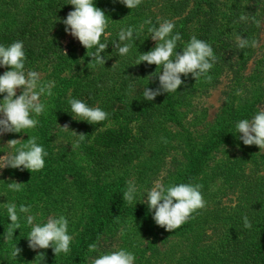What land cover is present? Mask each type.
Here are the masks:
<instances>
[{"label": "trees", "instance_id": "obj_1", "mask_svg": "<svg viewBox=\"0 0 264 264\" xmlns=\"http://www.w3.org/2000/svg\"><path fill=\"white\" fill-rule=\"evenodd\" d=\"M94 2L107 15L105 31L120 32L117 24L124 23L128 28L134 22V18L138 17L142 20L144 30L159 26L160 20L148 17L144 10L153 0H142L133 9L120 3V0ZM168 2L171 9L170 21L175 24L173 34L178 32L182 37L177 43L176 50L182 51L184 44L192 36H196L211 45L217 59L207 74L212 77L211 82L204 76L196 81L191 74L187 76L182 74L181 79L184 83L177 91L163 93L155 100L148 101L144 99L142 93L145 87L153 90L159 87L158 77L153 76L151 80L149 77L157 71V65H149L151 69L148 72V67L143 65L144 62L136 65L135 58L130 54L124 60L108 47L101 53L105 58V65L97 64L95 61L91 63L92 57H89L88 61L83 60L75 41L63 45L54 37V31L63 26V19L74 10V6L69 4L70 0H0V45L8 46L15 41H22L26 54V71H35L45 66L50 69L49 74H55L64 65L70 64L71 73L57 82L59 85L55 83L52 88V93L56 92L57 95L54 104L49 107L47 120L40 125V132L44 133L55 120L72 117L71 106L68 103L71 98L80 99L90 107H100L109 114L101 123L86 122L85 129L80 132L85 134L86 138L80 141L79 147L73 151L76 154L75 162L81 161L84 170H87L85 181L96 183L94 204L97 215L92 217L89 223L78 224L73 222V217L65 214L69 222L68 234H74L76 237L70 244V251L63 257L54 256L57 260L46 259L45 254L38 257L41 254L39 252L36 254L35 262L90 264L91 259L101 254L119 249L129 251L138 235L147 230V236L151 238H147L144 248L137 255L144 264H155L154 261L158 260V255L162 253L168 255L170 259L168 264H264V173H261L260 169L262 165L260 163L264 164V152H261L257 145H244L243 141L238 139L236 131L239 120L248 119L252 112L257 111V109L251 111L250 104L258 102L259 96L250 104L245 102L247 106L242 107L239 104L233 105L231 101L228 104L229 109L224 111L228 116L220 119L221 125L220 122H215L202 132L193 131L188 127L196 126L193 119L197 120L203 116L196 113V106L191 103L196 89L206 92L210 87L217 85L224 76H230L229 79L232 78L234 83H240L241 72L250 57L252 47L239 48L236 36L247 39L249 45L254 40V32L258 29L255 21L261 16L262 0ZM241 15L247 19L242 21ZM149 19L151 25L145 24ZM103 35L101 42L105 44L119 39V35H110L112 37L108 39ZM95 50L93 47L89 49V53ZM112 57L117 58L114 67L111 63ZM139 68L145 73L140 74ZM79 75L83 77L79 79ZM57 77L59 74L54 75L55 79ZM228 90V97H235L238 92L236 83ZM116 102L121 104L120 108L115 107ZM189 115L192 119L186 121ZM167 124L177 128L175 132L178 135V142L173 148H179L180 144L182 161L174 164L168 173L171 179L164 185L179 184L178 180L183 176L182 183L203 186L201 191L204 198L211 194L212 190L213 195L219 196L215 201L214 211L211 209V213L210 211L205 213L204 209L197 210L192 214L194 218H190L172 232L158 226L155 221L150 222L154 220V211H150L148 205L143 203L146 199L137 198L129 204L123 200L122 194L127 189V186L123 188V177L127 175L129 165L135 160H140L143 155V141L158 129H165L163 126ZM167 136L172 139V134L167 133ZM230 142L238 145L235 147L236 151H232L234 153L226 148ZM162 144L159 148L161 150L159 159L162 155L172 153L169 149L171 143ZM221 148H225L222 151L223 155L213 158L214 153H211ZM223 156L225 159H222ZM247 161L252 162L248 173L245 169ZM116 169H121L123 173L120 179L111 180V173ZM6 171L10 172L16 182L24 183L22 190L15 192L12 197V200H17L14 203L19 207L20 196L26 199L31 196L32 191L27 190L26 185L32 186L38 177L34 173L25 174L10 167H7ZM58 171L61 170L57 166L56 171L52 169L51 179L46 178L48 181H45L43 186L36 185L41 194L32 206L38 205V202V206L42 205L39 207V210H43L40 216L42 219L55 210L54 206L58 209L64 201L67 210H71L70 190L65 189L67 196L62 197L64 199L52 197L56 193L55 185L58 186L60 180L59 177L53 179ZM142 171L146 172L144 166ZM216 180L222 183L213 189ZM1 181L6 183V179ZM57 194L59 196V193ZM229 194H233L234 198L225 204L222 198ZM3 204L4 202L0 201V260L5 256H11L14 246L21 248L31 230L24 222L25 218L20 215L21 228L6 241L5 232L11 220ZM245 215L252 225L251 228L244 227ZM41 218L37 217L36 221ZM171 234L174 241L168 242ZM93 243L98 244V251L89 252V245ZM114 243L116 246L112 247ZM165 244L170 248L162 251L161 246ZM174 245L179 247L177 254L171 249ZM9 260L11 259L7 261Z\"/></svg>", "mask_w": 264, "mask_h": 264}, {"label": "clouds", "instance_id": "obj_2", "mask_svg": "<svg viewBox=\"0 0 264 264\" xmlns=\"http://www.w3.org/2000/svg\"><path fill=\"white\" fill-rule=\"evenodd\" d=\"M142 0H120V3L126 7L136 8ZM74 10L67 14L63 19L66 25L65 31L77 38L79 42L87 49L96 48L95 52L87 55L92 57V61L97 64L105 65V58L101 55L108 44L101 42V36L105 32L107 19L104 10L95 5L94 0H70ZM242 21L247 17L241 15ZM255 19V18H253ZM151 20H146L145 24L151 25ZM257 27L259 21H255ZM144 25L140 26L143 31ZM175 24L170 20H163L159 26L148 28L152 40L156 41V46L150 51L141 53L136 61V65L147 62L149 65H157V71L151 74L158 77L159 87L155 90L145 87L143 97L148 101H153L163 93H173L184 83L181 75L191 74L196 81L202 76L208 82L212 77L207 75L213 68L216 61L213 48L207 42L192 36L184 44L182 51H177V43L181 41L180 33L173 34ZM133 27L121 29L118 41H114V47L119 55H126L131 48V44L124 43L133 38ZM139 35V32H137ZM237 46L241 49L251 46H258L256 40H252L249 45L247 39L236 36ZM67 54V53H66ZM26 54L22 41H15L8 46L0 45V67L9 68L0 75V94H5L0 100V137L5 133H22L26 129L35 128L39 121L34 116H40L45 111V104L41 102L42 95L51 96L54 81L41 82L40 74L34 70H25ZM90 63V64H91ZM115 64L113 65V67ZM158 69H160L158 71ZM17 89H22L20 95H17ZM242 93L237 92V95ZM68 103L71 106V113L78 120L87 121L91 124H98L108 118V113L100 107H90L86 102L71 98ZM61 127V126H60ZM62 130H70L69 125L65 124ZM238 139L243 141L244 145H257L260 150H264V108L260 110L251 119H241L236 124ZM27 133V132H26ZM74 135L78 140L72 145L73 149L79 147L80 141L86 138L83 133ZM7 147L13 151L0 157V169L11 167L20 170H30L31 173L42 170L45 167V159L48 153L44 147L37 143L35 136L29 139H10L7 141ZM24 183L13 181L7 183L9 190L19 192ZM201 184L179 183L165 186L160 181H156L154 186L148 191L147 199L143 201L154 211L153 219L155 223L172 232L186 223L193 217V213L206 207V201L202 194ZM137 187L135 182L129 180L127 189L122 193L123 200L131 204L134 201ZM7 211L11 223L8 224L5 232V239L10 240L15 231L21 228L20 215L30 212V206L7 202L3 204ZM118 218V217H117ZM26 223L31 227L27 236L29 247L33 250L48 249L51 247L56 256L60 253L67 254L70 251V244L73 237L68 234L69 222L63 215L59 217H49L44 223H34L35 216L26 215ZM244 227L251 228L248 217H243ZM89 252L98 251V244L89 245ZM22 249L13 247L11 255L17 257ZM43 256L40 254L38 257ZM37 257V258H38ZM135 255L126 250L119 249L101 254L97 258L91 259L90 264H134Z\"/></svg>", "mask_w": 264, "mask_h": 264}, {"label": "rangeland", "instance_id": "obj_3", "mask_svg": "<svg viewBox=\"0 0 264 264\" xmlns=\"http://www.w3.org/2000/svg\"><path fill=\"white\" fill-rule=\"evenodd\" d=\"M169 0H153V2L147 4L144 8L145 12L147 13L148 17H155V19L160 20L162 22L163 20H170L171 19V9L169 7ZM260 6L262 8V13L258 21L260 22V26L258 29L254 32V40L258 42V46L251 49L250 57L246 63L245 68L241 72L240 77V83H236L238 92L242 93L240 95L236 96H230L228 97V89H231L233 85L235 86L234 80L230 78V76H224L223 78H220V82L210 87L209 90L206 92H202L200 89H196L195 94L193 95V98L191 99V103L196 106V113H199L203 116H201L199 119H193V123L196 126L190 125L191 130L197 131L200 130V132L203 131V129L208 128L209 125L212 126L215 122H220V119L223 117H227L228 115L225 114V110L229 109L228 104L233 101L234 104H239L242 106H247V103H251L254 101V99L259 96L260 99H258V102H254L253 104H250L251 111L256 110V112H252L251 116L248 119H251L259 110L260 108H264V0L260 3ZM70 11V10H68ZM73 11V10H72ZM173 16V15H172ZM118 21V20H116ZM142 24V20L138 18H134V22L129 27L135 28L137 31H134L133 38L129 41H125L124 43L131 44L130 51L126 55H119L118 51L115 49L114 44L110 43L108 44V48H111L113 51L116 52L118 56L121 58H125L130 54L131 57L135 58V63L141 53L150 51L152 48L156 46V41L152 40L151 33L148 30L140 31V26ZM116 27L121 31V29H127L126 26H124V23H119L116 25ZM66 25L63 24L62 27L57 28L54 32V37L60 41L63 45H66L70 41H75L76 44H78L79 52L83 56L84 61L89 60V56L87 55V50L77 38L73 37L72 35L68 34L65 31ZM137 32H139V35H137ZM110 35H119V32L117 30H107L104 32L103 37L105 39H108L109 37H112ZM114 41H118V39H115ZM71 61V58L70 60ZM117 62L116 57L111 58V63L115 64ZM144 67H148V72L150 71L149 64L147 62H144ZM113 67V65H112ZM10 70L9 68L0 67V75H2L5 71ZM49 68L45 66H41L38 70H35L40 74L41 82H49L54 81L55 83L59 82L62 78L68 76L71 73L70 70V64L64 65V67L60 70H58L55 74H49ZM88 71V70H85ZM115 71V70H114ZM138 71L141 73H145L140 71V68ZM111 73V72H110ZM59 74V77L56 79L54 78V75ZM111 74H109L110 76ZM82 75H79V79L82 78ZM113 82V81H112ZM59 85V83H57ZM263 87V89H260ZM201 91V92H200ZM22 92V89H17V95H20ZM5 94H0V100L3 99V96ZM56 92H53L51 96L42 95L40 97L41 102L45 104V111L40 116H34L33 118L37 119L39 123L35 128L26 129L25 132L22 133H5L2 137H0V157L4 156L6 153L12 152L13 150L9 147H7V141L10 139H23L27 140L30 136H35L37 138V143L42 145L45 149V151L48 153L45 159V167L42 170L32 172L35 174L36 177H38L34 184L32 186L26 185L27 190L32 191L31 196H28V198L21 197V204L25 206H30V212L27 214H21L24 218L26 215H33L35 216L34 223H41L42 221L46 222L49 217H59L61 215L68 214L69 217H73L74 223H89L90 219L92 217H96L97 211H95L96 204V183L92 184L85 181L86 179V169L84 170V165L81 161L78 163L75 162L76 160V154L73 152L76 150V148L73 149V144L78 140V136L73 134V131H75L77 134H79L83 129L86 127V122L83 120H78L74 118L72 115L68 118H61L59 121H54L51 125L52 127H47V130L44 133H41L40 131V125H42L43 121L47 120V114L49 113V107L54 104ZM231 98V99H230ZM234 100L236 101L234 103ZM247 102V103H245ZM245 103V104H244ZM115 107L120 108L121 104L119 102H116ZM238 107V106H237ZM192 119L191 115L187 117V120ZM69 125L70 130L64 131L61 129L63 125ZM221 125V122H220ZM61 126V127H60ZM165 129H158L156 133H153L150 135L147 139L143 141V155L140 157V160H135L129 165L127 175L125 178L123 177V188L127 186V182L129 180H132L135 182V185L137 187V192L135 194L134 201L139 199H147V193L148 191L154 186L156 181H160L162 184H165L168 179L171 178L168 177V173L171 171L172 167L175 163H178L182 161V155H181V147L180 144H178L179 148H173V146H176L178 142V135L175 131H177V128L173 126L172 124H167ZM27 132V133H26ZM167 133L172 134V139L167 136ZM196 133V132H195ZM195 139H200V137H195ZM240 140V139H239ZM163 142L171 143L170 144V154H167V156L161 157L159 159V155L161 150L159 149L161 145H163ZM237 144H232L231 142L228 143V150L231 151V153H234L232 151H236L235 147H237ZM221 148L220 150H216L212 152L214 153V157L218 158L223 155L224 152ZM261 152H264V150H260ZM222 159H225V156H223ZM262 164V165H261ZM261 165V173H264V164L260 163ZM259 165V167H260ZM58 168L61 171L56 172V176L53 178L54 180L58 179V186L55 185L56 188H54V191L56 192L53 194V198L55 197H65L67 194L64 192L67 188L70 190L69 192L71 195L69 197L72 198V205L71 210H67V208L64 206L65 201L61 206L55 210H52L49 212L46 216H44V219H42L40 216L43 214V210H39V207L42 205L32 206V204L35 202L36 199L39 198L40 191L37 190V184L39 186H43L45 181H48L46 178L52 177V169L56 171V168ZM142 166L145 167L146 172L142 171ZM65 167V168H63ZM252 167V162L247 161L245 164V169L248 170ZM11 168V167H10ZM7 168L0 169V201L7 203L15 201L16 199L12 200V197L14 196V191H11L7 187V183H11L13 181H16L15 178H12V175L9 171H6ZM14 169V168H11ZM20 170V169H17ZM23 171L25 174H32L30 170L24 169L20 170ZM37 173V174H36ZM123 171L121 169H116L115 171H112L110 179L116 180L120 179V176L122 175ZM33 177V175H32ZM180 177V176H179ZM177 177V180L178 178ZM1 179H6V183H3ZM32 179V178H31ZM51 179V178H50ZM184 177H180L178 180V183H182ZM80 183V184H79ZM222 182L219 180H216L214 182L213 189ZM50 190V188H48ZM75 191V192H72ZM59 193V196L58 194ZM48 195V194H47ZM218 194L213 195V190L211 191V194H209L204 200L206 201V207L203 208L205 213H208L211 209L214 211L213 207L215 206V201L218 200ZM234 196L233 194H229L227 196H224L222 200L225 202V204H228V202H231L230 199L233 200ZM30 199V200H29ZM64 199V198H62ZM76 201L78 204L76 205ZM133 201V202H134ZM20 204V205H21ZM52 204V201H51ZM50 204V205H51ZM94 205V206H93ZM19 208V207H18ZM46 211V210H45ZM41 218L39 221H36V219ZM213 218V216H212ZM26 222V219L25 221ZM151 223L154 222V220H150ZM77 230L76 228H74ZM147 230H144V232H141L138 235V239H135L133 244L130 246V252H132L134 255H136V259L134 261V264H144L139 260L138 254L141 253V250L144 248V245L146 244L147 236ZM73 237V240H75V235L70 234ZM151 238V237H150ZM177 239V238H175ZM173 242L174 238L173 235H170V238L168 239V242ZM116 246V243L112 245V247ZM170 248L168 244L162 245L161 249L164 251V249ZM22 251L17 257L5 256V258H2L0 260V264H39L35 262L36 254L41 252V254H45L46 259L48 258H55V253L53 249H36L33 250L29 247L28 239L24 244L21 245ZM177 254L179 251V247L174 245L171 247ZM65 254L60 253L58 256L63 257ZM8 259H11L7 261ZM56 259V258H55ZM62 259V258H61ZM163 259V260H161ZM57 260V259H56ZM160 261V262H159ZM168 261L170 259L168 258L167 254H160L158 255V260H155L154 263L157 264L158 262L160 264H168ZM158 263V264H159ZM40 264H51V262L48 263H40ZM59 264V263H58Z\"/></svg>", "mask_w": 264, "mask_h": 264}]
</instances>
